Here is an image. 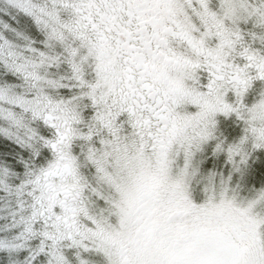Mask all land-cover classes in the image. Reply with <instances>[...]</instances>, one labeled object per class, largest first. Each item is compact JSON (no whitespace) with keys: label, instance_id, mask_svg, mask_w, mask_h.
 <instances>
[{"label":"snow or ice","instance_id":"6c2138e0","mask_svg":"<svg viewBox=\"0 0 264 264\" xmlns=\"http://www.w3.org/2000/svg\"><path fill=\"white\" fill-rule=\"evenodd\" d=\"M0 264H264V0H0Z\"/></svg>","mask_w":264,"mask_h":264}]
</instances>
